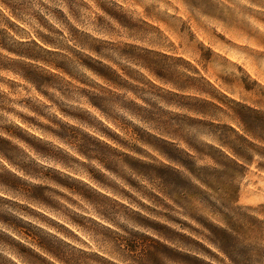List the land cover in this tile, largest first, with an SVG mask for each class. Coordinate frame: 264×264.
<instances>
[{
  "label": "clouds",
  "instance_id": "clouds-1",
  "mask_svg": "<svg viewBox=\"0 0 264 264\" xmlns=\"http://www.w3.org/2000/svg\"><path fill=\"white\" fill-rule=\"evenodd\" d=\"M0 264H264V0H0Z\"/></svg>",
  "mask_w": 264,
  "mask_h": 264
}]
</instances>
